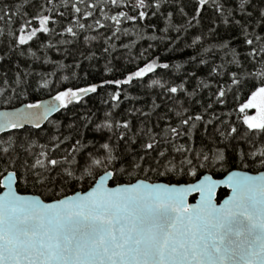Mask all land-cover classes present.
<instances>
[{
    "label": "snow or ice",
    "instance_id": "snow-or-ice-1",
    "mask_svg": "<svg viewBox=\"0 0 264 264\" xmlns=\"http://www.w3.org/2000/svg\"><path fill=\"white\" fill-rule=\"evenodd\" d=\"M0 105V264H264V0H0Z\"/></svg>",
    "mask_w": 264,
    "mask_h": 264
},
{
    "label": "trees",
    "instance_id": "trees-1",
    "mask_svg": "<svg viewBox=\"0 0 264 264\" xmlns=\"http://www.w3.org/2000/svg\"><path fill=\"white\" fill-rule=\"evenodd\" d=\"M147 43H148L147 41H141V44L144 47H147ZM139 50L140 49H137L136 51H139ZM49 55H50V57L52 59H59V57L57 56L55 51L50 52ZM65 63H70V61H65ZM101 63H103V61H101ZM140 66H143V64H141ZM131 67L134 70L136 66L132 65ZM38 70H43V69H38ZM46 70L47 71H52L51 68H47ZM86 84H87V82H81V83H79L78 86L84 87V86H86ZM69 86H72V85H69ZM54 95H55V90L51 94H49L47 92L35 93L32 97H29V99L26 100L25 103L39 102L41 100H44V99L49 98V97L54 96ZM102 97L106 98V94H105L104 90H99L98 94H92V96H90V97H85V100L87 101V104L85 105V107H96V106L103 107V105L100 104V100H101ZM243 102H246V97L241 100V103H243ZM228 103H229L230 106L228 108H225L224 112H226V113L231 112L232 113L231 119L234 120L235 119V112L233 110V107H231V106L235 105V107L238 108L239 104L236 103L235 101H233L231 99V97H229ZM21 105L22 104L20 102H18V101L15 103L16 107L21 106ZM129 106L130 105H128L126 103V104L122 105L121 110H123V108L129 107ZM140 106H141V104L138 103L137 107H140ZM70 107L72 108L73 111H81V112H83V108H81L80 106H70ZM1 109H5V108L2 105H0V110ZM8 109H11V108H8ZM58 116H60V113L56 114L54 117H58ZM225 118L228 119L229 117H225ZM154 119H155V117H153V120ZM233 170L247 171L249 173H258V171H253L251 169H233ZM225 174L226 173H216L213 176V178L218 179V178L223 177ZM151 182H167V181L162 179V178L158 180L156 177L153 176L151 178ZM18 193H20V194H31V195H36L37 194V193L33 192V190L30 187L27 188V189H25L24 187H20L18 189ZM69 194H71V193H69ZM45 202H51V201L48 200V199H45Z\"/></svg>",
    "mask_w": 264,
    "mask_h": 264
},
{
    "label": "water",
    "instance_id": "water-1",
    "mask_svg": "<svg viewBox=\"0 0 264 264\" xmlns=\"http://www.w3.org/2000/svg\"><path fill=\"white\" fill-rule=\"evenodd\" d=\"M50 99H51V97L46 98V99L41 100V101H49ZM41 101H39V102H41ZM22 106H23V105L18 106V107H22ZM4 110H12V109H1L0 111H4ZM56 114H58V113H53V117H54ZM51 118H52V117H50V119H51ZM45 123H46V122H45ZM237 171H241V170H237ZM248 174H249V175H258L259 173H249V172H248ZM225 177H226V174H225L223 177L218 178L217 180H224ZM214 179H215V178H214ZM220 189H224V190H226V191L228 192V195H227L224 199H227V197H228L229 195H231V189L228 188V187H226L224 184L219 185V186L217 187V189H216V192H217L218 190H220ZM3 191H4V189H0V193H2ZM18 194H19V195H22V196H31V194H20V193H18ZM191 199H193V200L190 201ZM197 199H198V196H196V195L194 194L193 196H189V197H188L187 202H188L189 204H195L196 201H197ZM224 199H223V200H224ZM223 200H222L220 203H223Z\"/></svg>",
    "mask_w": 264,
    "mask_h": 264
},
{
    "label": "flooded vegetation",
    "instance_id": "flooded-vegetation-1",
    "mask_svg": "<svg viewBox=\"0 0 264 264\" xmlns=\"http://www.w3.org/2000/svg\"><path fill=\"white\" fill-rule=\"evenodd\" d=\"M227 195H228V192L226 190H224V189L218 190L217 191V197H218L217 202L220 203ZM192 200H190V201H192Z\"/></svg>",
    "mask_w": 264,
    "mask_h": 264
},
{
    "label": "rangeland",
    "instance_id": "rangeland-1",
    "mask_svg": "<svg viewBox=\"0 0 264 264\" xmlns=\"http://www.w3.org/2000/svg\"><path fill=\"white\" fill-rule=\"evenodd\" d=\"M248 114H249V115H252V116H256V115H258L256 109H249V110H248Z\"/></svg>",
    "mask_w": 264,
    "mask_h": 264
}]
</instances>
